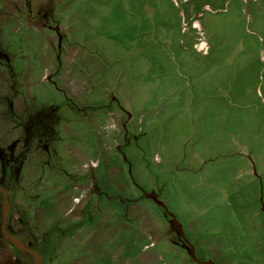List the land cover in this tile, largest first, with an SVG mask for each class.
<instances>
[{
    "label": "rangeland",
    "instance_id": "rangeland-1",
    "mask_svg": "<svg viewBox=\"0 0 264 264\" xmlns=\"http://www.w3.org/2000/svg\"><path fill=\"white\" fill-rule=\"evenodd\" d=\"M0 186L46 264H264V0H0Z\"/></svg>",
    "mask_w": 264,
    "mask_h": 264
},
{
    "label": "water",
    "instance_id": "water-1",
    "mask_svg": "<svg viewBox=\"0 0 264 264\" xmlns=\"http://www.w3.org/2000/svg\"><path fill=\"white\" fill-rule=\"evenodd\" d=\"M0 191L3 195V201H2L3 217L1 220V227H0L2 234L16 249H18L20 251V253L25 254V255H27V254L30 255L33 259L32 264H43L44 258H43L42 253L38 249L27 244L21 237L17 236L16 234H14L13 232H11L9 230V228L7 226V221H8V218L10 216L9 190L0 186ZM158 202H160V201H158ZM174 222L178 226V228L181 230V226L175 218H174ZM190 246L192 249V256H193V258H196L195 252H194V246L192 244H190ZM205 263H209V262H205Z\"/></svg>",
    "mask_w": 264,
    "mask_h": 264
},
{
    "label": "trees",
    "instance_id": "trees-1",
    "mask_svg": "<svg viewBox=\"0 0 264 264\" xmlns=\"http://www.w3.org/2000/svg\"><path fill=\"white\" fill-rule=\"evenodd\" d=\"M10 216H11V214H10ZM10 216H9V218H10ZM9 218H8V221H9ZM7 226H8V222H7ZM23 239V238H22ZM27 244H29L25 239H23ZM37 248V247H36ZM38 249V248H37ZM15 251H16V253L18 254V256L19 255H25V254H22V253H20V251L18 250V249H16L15 248ZM28 255V254H27ZM46 253H43V258H44V261H43V264H46V262H45V259H46ZM28 256H30V255H28ZM31 257V256H30ZM32 258V257H31Z\"/></svg>",
    "mask_w": 264,
    "mask_h": 264
},
{
    "label": "flooded vegetation",
    "instance_id": "flooded-vegetation-1",
    "mask_svg": "<svg viewBox=\"0 0 264 264\" xmlns=\"http://www.w3.org/2000/svg\"><path fill=\"white\" fill-rule=\"evenodd\" d=\"M10 195V194H9Z\"/></svg>",
    "mask_w": 264,
    "mask_h": 264
}]
</instances>
